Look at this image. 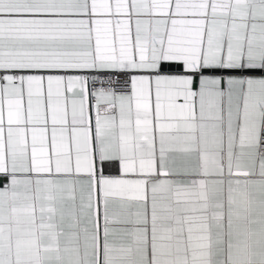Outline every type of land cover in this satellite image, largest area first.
<instances>
[{
	"label": "snow or ice",
	"instance_id": "6c2138e0",
	"mask_svg": "<svg viewBox=\"0 0 264 264\" xmlns=\"http://www.w3.org/2000/svg\"><path fill=\"white\" fill-rule=\"evenodd\" d=\"M0 264H264V0H0Z\"/></svg>",
	"mask_w": 264,
	"mask_h": 264
}]
</instances>
